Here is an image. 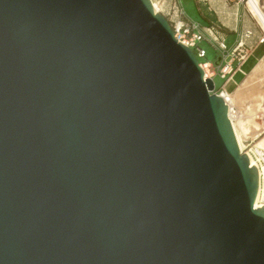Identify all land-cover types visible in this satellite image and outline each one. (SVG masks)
<instances>
[{"label": "water", "instance_id": "95a60500", "mask_svg": "<svg viewBox=\"0 0 264 264\" xmlns=\"http://www.w3.org/2000/svg\"><path fill=\"white\" fill-rule=\"evenodd\" d=\"M213 87L151 0H0V264H264Z\"/></svg>", "mask_w": 264, "mask_h": 264}, {"label": "built area", "instance_id": "2783aa9c", "mask_svg": "<svg viewBox=\"0 0 264 264\" xmlns=\"http://www.w3.org/2000/svg\"><path fill=\"white\" fill-rule=\"evenodd\" d=\"M171 16L167 17L169 24L173 31L174 39L178 42L188 46L194 52L197 60L198 58H204L206 56V50L199 46L200 41H206L219 53V59L216 62H212L208 59L198 60V64L203 70L204 78H212L218 75L224 80H228L235 69L239 68L243 62L250 55L255 45L252 41L253 33L251 30H246L244 33L239 34L232 47H228L224 35L214 25H202L196 20L188 19L184 17V13L180 7L172 4L170 7ZM264 41V36L258 38L257 43ZM215 68L210 71V68ZM208 73V76L206 75ZM212 92L219 94L223 97L227 103V91L223 88L213 87ZM228 106V104H227ZM236 114L234 107H228V115ZM229 117V116H228ZM248 139V138H247ZM244 139L243 142L247 141ZM248 144V143H247ZM241 151V150H240ZM248 151L253 158L259 163L264 164V147H260L259 151H256L255 143L250 146H243L241 152ZM248 155V154H246ZM258 171V168H257ZM258 203H264V176L259 174L258 171Z\"/></svg>", "mask_w": 264, "mask_h": 264}, {"label": "rangeland", "instance_id": "374dc122", "mask_svg": "<svg viewBox=\"0 0 264 264\" xmlns=\"http://www.w3.org/2000/svg\"><path fill=\"white\" fill-rule=\"evenodd\" d=\"M154 2L158 5V11L162 13L166 18L171 16L170 10L167 9V4L169 3V0H154ZM260 6L262 7V10L264 11V0H258ZM188 9V12L190 13L191 17L197 18L200 20L199 17H197L191 10ZM239 11H243V14L249 19L250 21V30L252 32H255V36L253 37L252 41L253 44H257L258 38L264 36V30L259 25L257 19L250 11L248 0H240L239 3ZM168 20V19H167ZM219 31L223 34L222 30L219 29ZM224 35V34H223ZM233 35L230 34L228 37L227 43H229L233 39ZM258 44H263L264 47V41ZM199 46L203 47L206 50V56L204 58H198V60L202 59H208L212 62H216L218 60L219 53L217 50H215L209 43L206 41H200ZM259 53V49L255 52V55ZM264 58L258 63V68L256 67L253 72L247 74L246 79L237 87V94L236 98L235 96L232 98L233 103L240 108L243 105H248L249 108L246 110L245 113V119H239L236 123V127L238 129V133L242 140V135L250 131V137L245 142H241L242 145H246L247 147L252 145L253 143H258L261 139H263V142L261 145L264 144ZM250 64V61L245 64L244 69H247ZM215 68H210V71H212ZM263 71L260 73L259 76H257L255 73L258 70ZM246 72V70H245ZM248 73V72H246ZM236 80L239 79V75L235 77ZM223 81L222 78H220L218 75H215L213 77L214 87L217 88L221 82ZM232 83L228 84L226 87L229 89L232 87ZM243 85V86H242ZM242 86V88H241ZM242 89V90H241ZM230 93V92H229ZM232 94V93H230ZM251 97L250 100L246 101L245 103H237L236 100L242 99V97ZM260 125V130L258 131V134L253 132V127L257 128ZM248 143V144H247Z\"/></svg>", "mask_w": 264, "mask_h": 264}, {"label": "crops", "instance_id": "0c3cea01", "mask_svg": "<svg viewBox=\"0 0 264 264\" xmlns=\"http://www.w3.org/2000/svg\"><path fill=\"white\" fill-rule=\"evenodd\" d=\"M239 3L240 0H169L167 9L169 10L172 4H175L182 9L185 18L196 20L202 25L216 26L218 29L222 30L228 47H232L235 44L239 34L244 33L246 30H250V21L245 16V14H243V11H239ZM187 8H189L193 14L199 17L200 20L191 17ZM252 33L253 36L251 39H253L255 36V32ZM230 34H232L234 37L229 43H227ZM258 49L259 53L255 55V52ZM217 58L219 59V57ZM263 58V44L257 43L243 64L239 68L235 69L228 80L223 79L217 88H223L230 93H234L237 91V87L242 84L244 79H246L247 74L253 72L258 63H260ZM249 61L250 64L248 68L244 69L245 64ZM245 70L248 73H246ZM262 71L263 69L258 70L255 74L259 76ZM237 75H239L238 80L235 79ZM230 83L233 85L228 89L226 86ZM250 99L251 97L246 96L242 97V99L237 98L236 102L245 103Z\"/></svg>", "mask_w": 264, "mask_h": 264}, {"label": "bare ground", "instance_id": "6f19581e", "mask_svg": "<svg viewBox=\"0 0 264 264\" xmlns=\"http://www.w3.org/2000/svg\"><path fill=\"white\" fill-rule=\"evenodd\" d=\"M151 3H152V6H153L154 10L155 11H158V5H157V3L154 2V0H151ZM248 4H249V8H250L251 13L253 14V16H255V18L257 19V21L259 23V25L264 30V11L262 10V7L260 6L258 0H248ZM263 63H264V61H263ZM257 68H258V65H257ZM206 75L208 76V73ZM242 86H241V88H242ZM237 92H238V90L235 91L234 93L230 94L227 91V99L229 100L227 102L228 107H231V106L234 107L235 108V111L237 112L235 115L229 113L228 116H229V119H230L231 124H232V128H233V131H234V134H235V137H236L237 144L239 146V149L242 151L244 144L242 145L241 142H243L244 139H247V138L250 137V131L247 132V133H245V134H243L242 135V140H241V137H240V135L238 133V129L236 127V123L235 122H238L239 119H243L245 117L246 110H248L249 106L248 105H243L240 108H238L233 103L234 100H232V98L234 96L236 98ZM231 96H232V98H231ZM260 128H261L260 125L257 128H254L253 127V132H255L256 134H258V131L260 130ZM262 142H263V139H261L260 141H258V143L255 144L256 151H259V148L260 147H264V144L261 145ZM246 154H248L247 156L249 158L250 164L251 165H254L256 168H258L259 174L261 173L264 176V164L260 166L259 163H257V161L255 160V158H253V156L248 151H246ZM257 198H258V190H257L256 199ZM256 199H255V202H254L255 208L256 207H260V206H264V203L259 204L258 203V200H256Z\"/></svg>", "mask_w": 264, "mask_h": 264}]
</instances>
